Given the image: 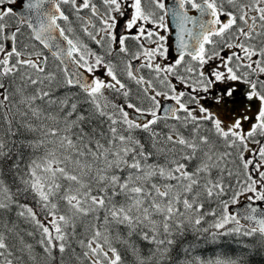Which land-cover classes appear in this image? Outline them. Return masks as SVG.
Wrapping results in <instances>:
<instances>
[{"label": "snow or ice", "instance_id": "snow-or-ice-1", "mask_svg": "<svg viewBox=\"0 0 264 264\" xmlns=\"http://www.w3.org/2000/svg\"><path fill=\"white\" fill-rule=\"evenodd\" d=\"M0 0V264H264V0Z\"/></svg>", "mask_w": 264, "mask_h": 264}, {"label": "water", "instance_id": "water-1", "mask_svg": "<svg viewBox=\"0 0 264 264\" xmlns=\"http://www.w3.org/2000/svg\"><path fill=\"white\" fill-rule=\"evenodd\" d=\"M20 4H21V0H17V3L12 5L13 8L20 10Z\"/></svg>", "mask_w": 264, "mask_h": 264}]
</instances>
